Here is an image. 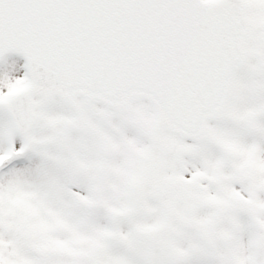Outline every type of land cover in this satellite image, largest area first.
<instances>
[{
	"label": "snow or ice",
	"instance_id": "1",
	"mask_svg": "<svg viewBox=\"0 0 264 264\" xmlns=\"http://www.w3.org/2000/svg\"><path fill=\"white\" fill-rule=\"evenodd\" d=\"M0 264H264V0H0Z\"/></svg>",
	"mask_w": 264,
	"mask_h": 264
}]
</instances>
